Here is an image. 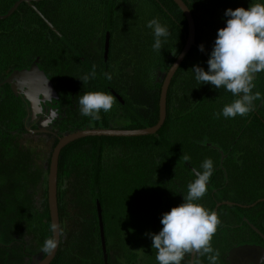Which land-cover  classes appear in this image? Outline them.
I'll list each match as a JSON object with an SVG mask.
<instances>
[{"label":"trees","instance_id":"16d2710c","mask_svg":"<svg viewBox=\"0 0 264 264\" xmlns=\"http://www.w3.org/2000/svg\"><path fill=\"white\" fill-rule=\"evenodd\" d=\"M17 1L0 0V17ZM182 1L195 23V45L170 82L166 118L159 131L133 138L88 137L61 150L57 174L60 244L50 264H104L97 202L107 264H157L156 250L145 234L162 230V215L184 202L187 185L195 179L193 169L202 171V162L209 158L215 170L206 195L196 203L210 211L217 203L235 204L217 208L222 223L212 246L220 253L218 264H228L226 259L236 246L264 242L262 101H255V111L245 117L221 115L217 119L214 113L235 97L223 88L198 83L189 71L194 65L208 70L217 32L226 27L227 9L247 10L264 0ZM153 18L171 33L161 53L153 50L154 36L146 26ZM186 38V19L172 0L23 2L11 16L0 20V83L17 70L39 68L68 106L67 117L58 127L59 137L84 129H145L158 121L163 77ZM201 44L204 52L199 51ZM93 70L95 79L83 85L78 79ZM254 83L253 92L264 96V72L257 74ZM94 91L116 98L112 109L102 111L98 121L78 111L80 96ZM16 99L8 85L0 88V189L7 183V174L30 160V154L17 143L24 112ZM183 155L190 159L185 161ZM43 188V201L27 205L23 216L26 251L38 259L46 255L41 249L51 238ZM70 206L79 215L72 230L65 222ZM200 259L209 264L206 257ZM188 261L186 256L183 264Z\"/></svg>","mask_w":264,"mask_h":264},{"label":"clouds","instance_id":"9594fccd","mask_svg":"<svg viewBox=\"0 0 264 264\" xmlns=\"http://www.w3.org/2000/svg\"><path fill=\"white\" fill-rule=\"evenodd\" d=\"M224 15L228 17L226 27L217 32L207 60L208 70L199 65L189 70L194 73L198 83L210 84L217 90L223 88L235 97L221 112L214 113L217 119L221 115L226 119L245 117L255 111L254 102L257 100H261V106H264V96L259 91L253 92L257 74L264 72V3H253L247 10L243 7L227 9ZM146 26L154 36L153 50L161 53L163 43L171 33L158 18L148 21ZM198 47L199 51L204 52V45ZM103 75L109 81L112 79L109 73ZM95 77L93 70L78 80L86 85ZM115 103L116 98L111 94L86 92L79 98L78 111L81 116L98 121L101 119L100 113L109 112ZM182 158L185 161L190 159L187 155ZM201 169H193L195 179L187 185L184 202L162 215V230L158 234H145L152 240L157 264H182L186 256L193 257L191 264H202V257H206L209 264H218L220 253L213 248L212 240L222 222L216 212L196 203L208 191L207 185L215 170L213 161L205 159ZM51 229L55 231L57 225L52 224ZM57 246L56 239L49 238L41 251L51 255Z\"/></svg>","mask_w":264,"mask_h":264},{"label":"water","instance_id":"95a60500","mask_svg":"<svg viewBox=\"0 0 264 264\" xmlns=\"http://www.w3.org/2000/svg\"><path fill=\"white\" fill-rule=\"evenodd\" d=\"M42 0H18L13 7L8 11V13L4 16L0 17V20L5 19L9 16H11L18 8V6L21 3H31V2H40ZM174 4L178 7V9L182 12L186 19L187 23V38L185 41V44L180 51V53L177 55L171 66L169 67L168 71L166 72L165 76L163 77L161 87H160V93H159V102H158V121L157 123L149 128L145 129H133V130H124V129H84L77 132H73L69 135H66L58 140L56 145L54 146L50 159H49V165H48V175H47V184H46V198H47V208H48V214H49V222L50 227L52 224L57 225V229L55 231H52L51 229V238H55L58 246L55 249V251L48 255L46 254L42 259H37L33 262V264H50L52 260L54 259L57 250L59 248L60 244V224H59V214H58V205H57V174H58V160L61 150L67 146L68 144L79 140L83 138L88 137H116V138H133V137H142V136H148L153 135L156 132L159 131V129L164 124L165 118H166V97L168 88L170 85V82L176 73L177 69L183 62L185 56L188 54L190 49L195 45V23L193 20V17L191 15V12L186 7V5L183 3L182 0H172ZM48 27L53 30V28L48 24ZM58 34L57 32H55ZM63 42L65 40L63 39ZM67 45V44H66ZM67 47L75 54L76 52L72 50V48L67 45ZM21 81L23 82V88L25 87L26 97L31 103V107L35 109L39 103V94H43V97L46 98L45 95H50V97H47V100L50 98H56V94L50 84V82L47 80L45 75L41 70H39L35 65H33L30 70H22V71H16L13 72L6 80H4L2 83H0V87L3 84H9L14 89L18 85L15 84V81ZM51 89V92L49 90ZM22 89V88H21ZM221 205H228L233 206L234 203L230 202H222L217 203L214 212L217 213V208ZM244 207V206H240ZM96 209H97V218H98V226H99V236L101 241V250L103 254V262L104 264H107V254H106V245H105V238H104V231H103V223H102V214H101V208L99 203H96ZM237 252L244 253L247 255H256L262 254L260 248L253 247V246H241L239 248H236L235 250H232L229 254V257H233ZM193 260V257H189V264H191V261Z\"/></svg>","mask_w":264,"mask_h":264},{"label":"flooded vegetation","instance_id":"af4514ba","mask_svg":"<svg viewBox=\"0 0 264 264\" xmlns=\"http://www.w3.org/2000/svg\"><path fill=\"white\" fill-rule=\"evenodd\" d=\"M72 50L75 51L74 49ZM76 56L77 58H81L78 54ZM81 61L84 64V66L90 69L89 65L85 61L83 60ZM22 70H30V67L25 69H20L17 71H22ZM15 84L18 85V87L16 86L15 89L9 84H3V85L9 86L12 93L17 97L16 100L23 106V112H24L23 127H22L23 132L20 135V139L17 140V143L21 148H23L26 152L30 154V160L29 163L28 162L24 163L26 165H22L23 167L22 169L13 170L12 173L6 175L8 179L4 187L0 189V202L9 199L11 194L15 195V192L20 186V183L24 185L23 191L24 189L27 188V184H28L27 177L30 176L32 170V162H33L32 154L27 147L28 139H30V137H32L33 135L34 137H43V138L45 137V139H47V137H51L54 143L53 145L54 148L58 140L62 138V136L64 137V135L59 137L60 136L59 133H61V130L58 127L60 126V124H62V122L65 121L68 110V106H66L65 102L61 100L58 96H56V98H50L49 100H47V97H50V95H45L46 98H44L43 94H39V103L37 107L33 109V107H31L30 101L26 97L27 90L25 87L23 88V82L17 80L15 81ZM6 169H8V167ZM27 242L28 239L25 236L24 239L22 240H18L16 238L12 241L14 247L10 255L11 256L10 264H33V262L38 259V256L35 257V255L26 251L28 247ZM251 246L260 248L263 253L256 256L254 254L247 255L244 253L237 252L231 258L228 255L226 262L228 264H264V242L257 241ZM2 247L8 248L9 246L4 245ZM239 247L241 246L240 245L236 246L233 248V250ZM18 248L21 249V252L18 250ZM7 253H9V251L5 250V255Z\"/></svg>","mask_w":264,"mask_h":264},{"label":"rangeland","instance_id":"374dc122","mask_svg":"<svg viewBox=\"0 0 264 264\" xmlns=\"http://www.w3.org/2000/svg\"><path fill=\"white\" fill-rule=\"evenodd\" d=\"M28 149L32 154V170L30 176L27 177V188L23 191L20 183L15 195H10L9 199L0 202V264H10L11 251L14 245V239H24V213L27 205L36 204L43 201L44 188L47 183V163L49 162L51 152L53 150V140L51 137H30L27 141ZM30 145V146H29ZM17 198L18 201L17 202ZM69 199V197L67 198ZM19 203L20 205H18ZM10 208V211H9ZM66 214V228H72L78 222V212L71 206L68 207ZM11 242V243H10ZM9 246L4 248L2 246ZM5 250L9 253L5 255Z\"/></svg>","mask_w":264,"mask_h":264}]
</instances>
